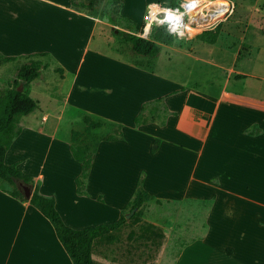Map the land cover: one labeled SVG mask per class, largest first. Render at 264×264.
Returning a JSON list of instances; mask_svg holds the SVG:
<instances>
[{
    "label": "crops",
    "instance_id": "0c3cea01",
    "mask_svg": "<svg viewBox=\"0 0 264 264\" xmlns=\"http://www.w3.org/2000/svg\"><path fill=\"white\" fill-rule=\"evenodd\" d=\"M150 1L154 0H143L134 15L125 12L119 0V14L140 22ZM0 2L5 7L0 9V55L33 54L30 57L48 62L42 61L40 75L29 83L36 108L26 122H22L25 115L19 117L21 131L4 161L17 163L33 177L41 194L54 197L65 224L80 229L126 215L141 180L143 189L153 196L149 201H192L206 209L201 235L184 242L170 264H264V102L232 85L250 78L248 73L230 81L225 71L216 68L221 87L203 91L202 85L170 81L157 72L118 64L105 52L109 46L104 19L89 8L73 6L71 0ZM96 37L102 49L92 46ZM75 40L78 46L70 49ZM221 53L215 60L229 67L232 60L227 57L226 61ZM51 59L71 62L70 78L62 66L51 67ZM50 68L62 73L58 77L45 74ZM62 85L57 98L55 89ZM82 97L93 98L87 103L89 111L78 112L82 120L91 115L129 125L122 128L121 139L97 143L86 195L76 192L81 166L72 156L70 141L57 134L61 122L57 110L81 103ZM158 97L170 111L165 124L135 126L133 119L142 103ZM254 125L257 131L249 133ZM27 132L35 135L31 138L43 149L32 164L28 143L33 139ZM203 201L211 205L205 207ZM127 226L128 221L93 240L94 264L97 241ZM108 251V245L104 246L105 257ZM0 264H72L49 220L29 199L21 201L1 188Z\"/></svg>",
    "mask_w": 264,
    "mask_h": 264
},
{
    "label": "rangeland",
    "instance_id": "374dc122",
    "mask_svg": "<svg viewBox=\"0 0 264 264\" xmlns=\"http://www.w3.org/2000/svg\"><path fill=\"white\" fill-rule=\"evenodd\" d=\"M90 1H92L91 10L105 21L103 28L105 27L107 31L109 46V50L105 48V52L118 59V64L121 66L139 69L146 73L157 72L159 77L170 81L179 79L189 85H202L203 91L221 87L220 70L225 71V77L230 81L242 78L241 76L245 72L250 78L236 81L232 85L235 89L243 88L248 96L258 98L256 100L261 98L264 102L263 1L241 0L248 6L245 17L237 20L223 19L215 23L213 28L201 30L199 33L178 36L167 31L161 33L153 31L145 38L152 40L153 37H157L156 43L159 49L155 56L136 53L132 49L131 42L123 36L125 33L140 36L139 34L142 32L139 29L142 19L137 22L121 17L119 0ZM142 2L143 0H123L124 11L136 15L142 8ZM1 8H5L3 2H0ZM85 10L88 9L85 8ZM220 15L221 13L212 15L209 21H215ZM188 30L191 29L188 28ZM78 44L79 40H75L70 49L76 48ZM92 46L97 49L103 48L102 41L97 37L93 40ZM219 51L223 52L225 60L227 57L232 60L229 67L219 65L220 63L215 60L222 57V53ZM30 60H38V58L37 56H20L13 61H0V93L11 86L18 68ZM40 61L48 63L45 60ZM49 62L51 67L62 66L67 74L66 78H70L71 62L58 59L56 61L51 59ZM54 71L50 68L44 73L50 76L55 75V77L62 73V70L59 69ZM63 89V85L55 89L57 98ZM34 98L36 97L34 96ZM92 101L93 98L88 100L86 97H82L81 103L62 111L57 110L61 114L57 133L61 140H69L71 143V132L73 130L83 131V120L79 117L78 112L89 111L87 103ZM261 109L264 110V107ZM128 114L129 110L124 113L125 122H127ZM31 115L30 113L22 116V122L30 119ZM124 127L129 128V125L125 123ZM110 128L109 124H105L99 129H94L91 135L86 136L87 141L93 145L97 139L107 134ZM28 137H35V135L30 134ZM31 139L33 141L28 143L30 145L28 151L31 161L29 163L32 164L41 158L43 149L40 147L42 144L35 140L36 138ZM0 184L11 188L6 182ZM205 212L206 209L201 204L192 201L186 203L149 201L140 207L137 217L131 218L132 214L126 220L129 226L121 232L100 238L97 241L94 248L96 264H170L184 242L201 235L204 230ZM107 245L109 251L105 257L103 248Z\"/></svg>",
    "mask_w": 264,
    "mask_h": 264
},
{
    "label": "trees",
    "instance_id": "16d2710c",
    "mask_svg": "<svg viewBox=\"0 0 264 264\" xmlns=\"http://www.w3.org/2000/svg\"><path fill=\"white\" fill-rule=\"evenodd\" d=\"M71 4L77 8H92L90 0H71ZM166 32L163 28L155 29L154 32ZM132 44V49L143 55L155 56L158 52L156 43L157 37L152 40L142 38L131 33L123 34ZM158 36V35H157ZM36 53L34 55H42ZM33 54L28 55V57ZM17 57L0 55V61H13ZM43 66L40 60H30L23 63L17 70L16 77L10 87L0 93V183L6 182L11 188H6L0 184L1 190L11 196L26 201L18 181H22L32 187V193L29 203L37 208L51 223L56 236L58 237L63 249L69 256L72 264H94L91 254L93 240L101 235L107 234L126 222L125 214H121L116 220L108 223H99L88 227L76 229L65 224L60 214L55 208V200L52 196H46L39 192V186L35 183L30 174L25 173L18 168L17 163L7 164L4 156L10 147L13 139L20 133L21 127L18 125L19 117L26 115L36 108V101L29 95V83L40 75V69ZM21 86L23 89L19 90ZM170 111L163 103V98L144 101L139 112L134 116V125L139 126L149 122H157L160 125L165 124ZM85 124L83 131L73 130L71 132L70 151L75 160L80 163L81 171L75 178L76 192L80 195H86V180L91 168L92 159L95 153V147L100 140H117L123 137V125L120 123L106 122L100 118H94L91 115H84ZM105 124L111 126L109 132L104 134L91 145L86 136L91 135L94 129H99ZM256 125L250 129L249 133L257 131ZM154 147L151 148L153 152ZM141 186V180L135 190L134 197L129 202L128 211L136 208L131 218L140 213V207L152 199ZM205 207L211 205L210 201L202 202Z\"/></svg>",
    "mask_w": 264,
    "mask_h": 264
},
{
    "label": "built area",
    "instance_id": "2783aa9c",
    "mask_svg": "<svg viewBox=\"0 0 264 264\" xmlns=\"http://www.w3.org/2000/svg\"><path fill=\"white\" fill-rule=\"evenodd\" d=\"M247 12L248 8L238 0H154L146 5L139 29L142 34L139 37L145 38L158 28L178 36L199 33L201 30L213 28L215 23L223 19H241ZM216 13H221L220 17L209 21ZM168 16L174 19L169 20ZM171 25L175 28L172 29Z\"/></svg>",
    "mask_w": 264,
    "mask_h": 264
},
{
    "label": "water",
    "instance_id": "95a60500",
    "mask_svg": "<svg viewBox=\"0 0 264 264\" xmlns=\"http://www.w3.org/2000/svg\"><path fill=\"white\" fill-rule=\"evenodd\" d=\"M20 89V88H19ZM18 185L21 188L24 196L29 199L32 193V187L28 184L23 183L22 181H18ZM136 210V208L130 210L126 215L125 218L128 219Z\"/></svg>",
    "mask_w": 264,
    "mask_h": 264
},
{
    "label": "bare ground",
    "instance_id": "6f19581e",
    "mask_svg": "<svg viewBox=\"0 0 264 264\" xmlns=\"http://www.w3.org/2000/svg\"><path fill=\"white\" fill-rule=\"evenodd\" d=\"M170 27H171L172 29L175 28L174 25H171ZM147 34H148V30L145 31V35H147Z\"/></svg>",
    "mask_w": 264,
    "mask_h": 264
},
{
    "label": "clouds",
    "instance_id": "9594fccd",
    "mask_svg": "<svg viewBox=\"0 0 264 264\" xmlns=\"http://www.w3.org/2000/svg\"><path fill=\"white\" fill-rule=\"evenodd\" d=\"M167 19L172 20L174 18L172 16H168ZM175 19H178V18H175Z\"/></svg>",
    "mask_w": 264,
    "mask_h": 264
}]
</instances>
